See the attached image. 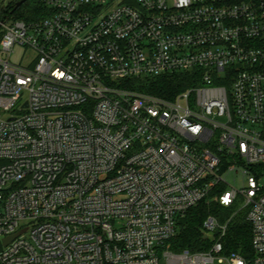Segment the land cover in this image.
<instances>
[{
	"label": "built area",
	"instance_id": "obj_1",
	"mask_svg": "<svg viewBox=\"0 0 264 264\" xmlns=\"http://www.w3.org/2000/svg\"><path fill=\"white\" fill-rule=\"evenodd\" d=\"M37 1L0 6V264H264V0ZM202 201L233 213L173 250ZM239 211L250 261L223 253Z\"/></svg>",
	"mask_w": 264,
	"mask_h": 264
},
{
	"label": "trees",
	"instance_id": "obj_2",
	"mask_svg": "<svg viewBox=\"0 0 264 264\" xmlns=\"http://www.w3.org/2000/svg\"><path fill=\"white\" fill-rule=\"evenodd\" d=\"M15 1L9 2L4 11L7 14H14L16 18L32 20L37 14H44L45 10L39 5L37 0H26L21 6L13 11ZM1 37V34H0ZM188 82L178 77H162L155 80L142 82L133 81L132 86L140 91H145L153 95L164 96L174 95L187 87ZM233 213V208H224L215 203L202 201L191 208L179 220L177 234L173 240L172 249L203 251L210 243L206 241L202 232V223L208 216H216L221 223L228 220ZM223 253L225 255L238 254L245 261H250L253 257L251 249V228L245 218V211H239L230 219L224 238Z\"/></svg>",
	"mask_w": 264,
	"mask_h": 264
},
{
	"label": "rangeland",
	"instance_id": "obj_3",
	"mask_svg": "<svg viewBox=\"0 0 264 264\" xmlns=\"http://www.w3.org/2000/svg\"><path fill=\"white\" fill-rule=\"evenodd\" d=\"M11 1H19V0H0V6L1 7H6L7 4H9V2ZM23 50L22 48H16L14 51V54L12 56V61L13 62H18L20 59V56L22 55ZM233 178L235 179V181H233ZM241 176H229L227 177L228 183L232 186H236L238 184V182L240 181ZM259 183L261 187H264V174L263 176H261V178L259 179Z\"/></svg>",
	"mask_w": 264,
	"mask_h": 264
},
{
	"label": "water",
	"instance_id": "obj_4",
	"mask_svg": "<svg viewBox=\"0 0 264 264\" xmlns=\"http://www.w3.org/2000/svg\"><path fill=\"white\" fill-rule=\"evenodd\" d=\"M26 0H19L15 3V7H14V10H16L19 6H21ZM8 241H10V238L9 239H6L4 242L7 243Z\"/></svg>",
	"mask_w": 264,
	"mask_h": 264
},
{
	"label": "flooded vegetation",
	"instance_id": "obj_5",
	"mask_svg": "<svg viewBox=\"0 0 264 264\" xmlns=\"http://www.w3.org/2000/svg\"><path fill=\"white\" fill-rule=\"evenodd\" d=\"M17 2V1H16Z\"/></svg>",
	"mask_w": 264,
	"mask_h": 264
}]
</instances>
